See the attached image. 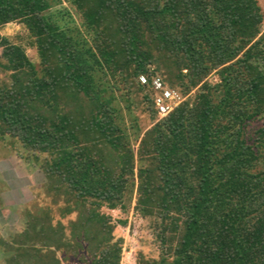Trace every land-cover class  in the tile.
<instances>
[{
  "label": "trees",
  "instance_id": "obj_1",
  "mask_svg": "<svg viewBox=\"0 0 264 264\" xmlns=\"http://www.w3.org/2000/svg\"><path fill=\"white\" fill-rule=\"evenodd\" d=\"M60 1L0 0V26L25 25L40 59L0 33L11 78L0 87V139L46 179L43 209L0 235L5 264H120L123 240L103 209L126 210L131 187L172 264H264L258 0H65L81 20L72 27L49 13ZM154 77L195 94L143 130L132 95L145 92L158 116Z\"/></svg>",
  "mask_w": 264,
  "mask_h": 264
},
{
  "label": "rangeland",
  "instance_id": "obj_2",
  "mask_svg": "<svg viewBox=\"0 0 264 264\" xmlns=\"http://www.w3.org/2000/svg\"><path fill=\"white\" fill-rule=\"evenodd\" d=\"M53 2V0H51ZM54 3L53 8L49 12L61 24L74 26L80 25V17L75 13L72 7L65 1ZM259 5L264 14V0H258ZM0 33L9 39L10 42L20 47L26 52L28 57L37 66L40 62L37 48L33 37L28 29L19 22H12L0 26ZM262 33H264V21L262 23ZM1 63L4 59L0 58ZM219 78L216 72H212L208 81L211 84H216ZM10 73L2 69L0 66V87L10 85ZM169 87V86H168ZM115 91L117 102L122 107L127 105L125 88ZM177 90V89H174ZM179 91V90H177ZM132 92V91H131ZM180 92V91H179ZM144 93L133 91L132 95V110H135L136 116L139 118V124L143 130L151 126L154 121L161 118L150 115V110L147 107V102L143 100ZM195 91L190 95H185L186 98H193ZM125 111V110H124ZM126 113V111H125ZM132 112V116H133ZM129 116L126 117V122ZM125 122V123H126ZM264 121L255 122L254 125L260 126ZM125 125L128 132H132L133 127ZM135 135L131 133V140L134 150H137ZM9 140L0 139V235L5 239L13 237V235L21 230V224L24 226L23 212L30 210L34 213H39L45 205L44 191L45 177L43 173L34 166L32 162H25L17 156L16 148ZM7 191V192H6ZM5 192L7 194H5ZM126 210L104 208L103 211L110 215L115 225L114 235L116 238L123 240V252L120 264H144V260L156 259L160 264H172V259L166 256L164 249L158 241L155 233V226L152 224V219L143 218L135 209L137 192L136 187H131L126 195ZM22 215V216H21ZM70 218H74L71 216ZM69 219H66V223ZM121 221L126 222L125 224ZM12 252H6L0 246V264H5V259L9 258ZM142 258V259H141ZM141 259V263H139ZM65 264V263H64ZM66 264H76L75 261H70Z\"/></svg>",
  "mask_w": 264,
  "mask_h": 264
},
{
  "label": "built area",
  "instance_id": "obj_3",
  "mask_svg": "<svg viewBox=\"0 0 264 264\" xmlns=\"http://www.w3.org/2000/svg\"><path fill=\"white\" fill-rule=\"evenodd\" d=\"M139 80L142 84L149 82L148 78L143 75L139 77ZM151 84L153 103L159 118L167 116L186 99V96H183L179 91L168 87L160 77L152 78Z\"/></svg>",
  "mask_w": 264,
  "mask_h": 264
},
{
  "label": "crops",
  "instance_id": "obj_4",
  "mask_svg": "<svg viewBox=\"0 0 264 264\" xmlns=\"http://www.w3.org/2000/svg\"><path fill=\"white\" fill-rule=\"evenodd\" d=\"M38 170H39V169H38ZM6 192H7V191H6ZM6 192H5V194H7ZM21 225H23V224H21ZM6 259H7V258H6ZM6 259H5V261H6Z\"/></svg>",
  "mask_w": 264,
  "mask_h": 264
}]
</instances>
